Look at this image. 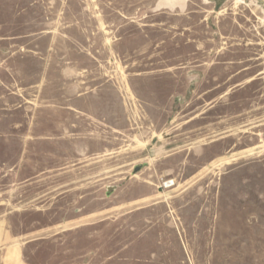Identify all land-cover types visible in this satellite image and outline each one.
I'll use <instances>...</instances> for the list:
<instances>
[{
	"label": "rangeland",
	"instance_id": "374dc122",
	"mask_svg": "<svg viewBox=\"0 0 264 264\" xmlns=\"http://www.w3.org/2000/svg\"><path fill=\"white\" fill-rule=\"evenodd\" d=\"M0 264H264V0H0Z\"/></svg>",
	"mask_w": 264,
	"mask_h": 264
},
{
	"label": "bare ground",
	"instance_id": "6f19581e",
	"mask_svg": "<svg viewBox=\"0 0 264 264\" xmlns=\"http://www.w3.org/2000/svg\"><path fill=\"white\" fill-rule=\"evenodd\" d=\"M170 184H172V183H170ZM170 188V187H169Z\"/></svg>",
	"mask_w": 264,
	"mask_h": 264
}]
</instances>
